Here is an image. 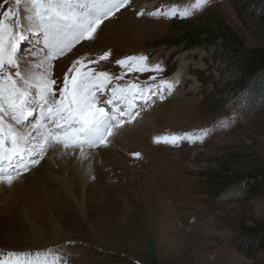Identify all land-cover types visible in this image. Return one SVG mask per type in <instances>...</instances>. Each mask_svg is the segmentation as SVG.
Returning <instances> with one entry per match:
<instances>
[{
	"label": "rangeland",
	"instance_id": "obj_1",
	"mask_svg": "<svg viewBox=\"0 0 264 264\" xmlns=\"http://www.w3.org/2000/svg\"><path fill=\"white\" fill-rule=\"evenodd\" d=\"M194 2L134 0V5L150 11ZM106 24L96 41L58 60L55 74L62 75L73 59L111 49L114 59L149 55L163 64L167 79H179V87L110 147L95 151L88 179H77L83 165L76 157L50 151L14 186L0 185V255L55 249L64 264H264L261 242L244 240L250 232H264V193L249 201L238 198L240 188L264 179V107L256 113L230 101L219 105L214 82L221 79L224 61L213 59L205 37L199 44H174L185 30L207 27L217 44L264 48V25L239 14L229 0H212L187 19L125 11ZM200 128L215 129L203 143L153 142L157 135Z\"/></svg>",
	"mask_w": 264,
	"mask_h": 264
},
{
	"label": "snow or ice",
	"instance_id": "obj_2",
	"mask_svg": "<svg viewBox=\"0 0 264 264\" xmlns=\"http://www.w3.org/2000/svg\"><path fill=\"white\" fill-rule=\"evenodd\" d=\"M211 2L195 0L183 7L173 3L137 11L134 0H2L0 185L14 186L50 151L91 161L97 149L110 147L127 126L142 119V113L158 100L172 95L180 83L167 79L163 64L147 54L115 59L118 74L105 70L102 63L112 62L111 49L94 58L73 59L59 76L54 72L58 60L77 45L96 41L102 26L125 11L137 17L187 19ZM221 126L227 127L228 121H221ZM214 130L157 135L153 142L203 143ZM130 155L141 158L140 152ZM56 252L9 251L0 255V264H64Z\"/></svg>",
	"mask_w": 264,
	"mask_h": 264
},
{
	"label": "trees",
	"instance_id": "obj_3",
	"mask_svg": "<svg viewBox=\"0 0 264 264\" xmlns=\"http://www.w3.org/2000/svg\"><path fill=\"white\" fill-rule=\"evenodd\" d=\"M229 1L239 14L244 12L264 25V0ZM202 37L207 40L213 59L219 58L224 61L221 79L214 82L220 96L218 104L223 105L230 101L232 105L260 113L264 107V48H237L226 41L217 44L218 37L213 36L207 27L185 30L180 40L174 44H199ZM213 186L219 188L215 184ZM240 189L242 196L238 195L239 199L245 201L255 199L264 193V179L258 182L254 180ZM256 235L250 232L244 236V240L260 241V247L264 248V232Z\"/></svg>",
	"mask_w": 264,
	"mask_h": 264
},
{
	"label": "bare ground",
	"instance_id": "obj_4",
	"mask_svg": "<svg viewBox=\"0 0 264 264\" xmlns=\"http://www.w3.org/2000/svg\"><path fill=\"white\" fill-rule=\"evenodd\" d=\"M146 32V30H144V29H142L140 32H139V35H138V37H140V36H143V33H145ZM180 73V72H179ZM184 75V74H183ZM192 89V88H191ZM188 95V94H187ZM122 157V159L123 160H126V157L125 156H121ZM80 163H82V169L81 170H79L78 171V176H77V179L79 180V181H81V180H86V179H88L89 178V173L87 172V170L89 169V167H91L93 164H96V160H94V158H92L91 159V161H83V162H80ZM135 170V169H134ZM129 171V170H128ZM26 176V174L23 176V177H25ZM23 177H21V178H23ZM60 180H61V182L62 183H64V184H66L67 185V180L65 179V177H61L60 176ZM149 197V196H148ZM151 199H154V201H158V199L157 198H155V196H151ZM159 202V201H158ZM163 204V203H162Z\"/></svg>",
	"mask_w": 264,
	"mask_h": 264
}]
</instances>
